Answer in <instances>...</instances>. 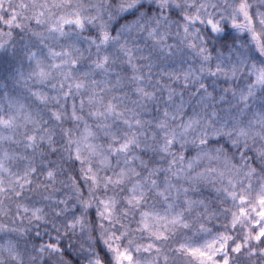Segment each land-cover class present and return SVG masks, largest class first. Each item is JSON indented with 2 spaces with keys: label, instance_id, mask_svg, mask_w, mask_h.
Wrapping results in <instances>:
<instances>
[{
  "label": "clouds",
  "instance_id": "obj_1",
  "mask_svg": "<svg viewBox=\"0 0 264 264\" xmlns=\"http://www.w3.org/2000/svg\"><path fill=\"white\" fill-rule=\"evenodd\" d=\"M0 264H264V0H0Z\"/></svg>",
  "mask_w": 264,
  "mask_h": 264
}]
</instances>
